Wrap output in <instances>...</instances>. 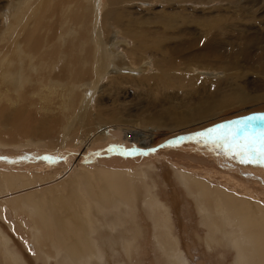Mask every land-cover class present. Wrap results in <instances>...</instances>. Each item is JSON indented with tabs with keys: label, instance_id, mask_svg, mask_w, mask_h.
Segmentation results:
<instances>
[{
	"label": "rangeland",
	"instance_id": "1",
	"mask_svg": "<svg viewBox=\"0 0 264 264\" xmlns=\"http://www.w3.org/2000/svg\"><path fill=\"white\" fill-rule=\"evenodd\" d=\"M52 1L55 2V4H53L54 7L53 5L50 6L51 9L43 13L44 17L37 16L35 19L31 16V12L33 13L36 9L35 4H37V0H0V47L2 45L4 46V48L1 47L2 49H0V51L2 50L0 52V62L4 63V60H8L5 58L3 59L4 56L2 55L15 53V51H11L13 50V45H23V42L26 43L25 45L32 44L38 46L37 49L41 53L39 54L34 51L38 54V56L33 59L35 57V53L30 52L28 59L25 60V64L22 65L19 63V59L20 62L22 61L21 58L8 57L14 63L11 61L12 63H9L10 66L9 64L7 66L4 65L3 70L1 71V73H4L7 77L10 75V78L2 76L3 78L5 77L7 79L6 80L0 77L1 84L2 81L4 82L3 85L5 84V87L0 85V100H3V97H7L9 104L8 102L4 103L5 105L1 103L0 106L9 105V108L7 109L13 108V102H16L17 100L13 96H17L18 93L19 96H24V98L25 96H28L26 97V99L29 98L28 100L32 98L31 102L29 101V106H32V109H36L34 112H37L40 117H36L37 114L35 113L34 115L31 109L29 110L26 108L31 111V116L29 115V111H27V114L25 110H20L24 119L29 115L28 120H26V118L24 120L26 122H24L23 125L27 124V126H31L29 123L32 124L33 122L32 125L36 126L39 125V122L42 123V121H45L43 125L48 127V134L50 136H56L58 133L57 131H61L67 124L66 119L70 114L69 105L72 102V99L69 97L68 91L66 90L67 80L63 79L65 80L63 81L62 78L58 77L64 75L63 73L65 67L59 66V68L55 69L52 73L50 70L44 68L46 63L43 62L46 59L50 58L51 61H58L59 65L67 63L69 77H72L71 70H74V67H72L73 69H70V64H73L72 66H74V64H80L83 68V47L93 44L100 45L101 38L107 41L108 47H115L117 51H122L123 59L125 61L138 62L136 58L139 57V55H144V53L146 54L152 50L144 49L142 47L134 50L132 45H141V42H144V45H177L182 44V39H189L194 42V39L200 38L199 35L202 34L200 31H203L204 35L201 36L204 37L205 34L207 35L209 32L210 28H213V30L212 32H209L212 34L209 35L210 39L207 45H223V47H226L225 49H227V47L229 48L232 45L241 44L244 46L242 47L243 51L245 50L249 53L256 52L258 49L264 47V0H114V2L113 0H110L112 3L111 5H114V7L120 10L111 13L106 19L103 18L104 20L102 17L107 11V7L111 6H106V4H110L109 0H100V6L97 0H71V4H73V1H76V3L78 2L76 5V11L84 10L89 12V14L75 12L74 15H69L65 11L64 4L61 0ZM56 4L58 6L57 8L55 7ZM66 5L70 6L69 2ZM121 9H123V12H121ZM28 12L30 14L29 17ZM33 18L34 22L32 20ZM38 18H41V20L39 19L38 21ZM86 18L87 21L85 20ZM106 20L110 21H107L108 23H114L118 29L116 28L115 30H112L111 25L107 23L105 24ZM27 21L29 23L25 24ZM29 24H31L30 31L32 29L31 35H29L28 32ZM203 28H205V30ZM24 31H26L27 34ZM197 32L199 35L196 36ZM27 35L31 37H26ZM163 40L164 42H162ZM88 42L91 44H88ZM5 48L7 49L5 50ZM129 51L132 53L130 59L127 55V52ZM50 52L51 55H49ZM128 54L130 55V53ZM148 54L146 55L145 62L141 64H133L137 69L136 71L124 74L134 83L113 84L103 87V81L99 84L98 88L95 87L94 84V88L96 90L93 88L92 84H90L89 87H91V90H94V92L96 91L94 95L93 92L89 94L90 96H93V101L91 103L89 99L84 98L91 108L92 105H97L98 102V106L95 109L92 108L96 115H101L104 118H110L112 117L111 115H117L118 118H115L116 120H130L135 122V125H137L140 124L142 120L140 114H144L145 111L163 110L166 111L165 113H169L172 110L176 111L177 109L172 108L173 106L176 107L178 105H181L180 109L178 107L176 108H178V110H182L184 109L183 105L185 102L191 101L194 98L206 97L210 94H219L221 91H229L231 88H235L236 84L237 86H239V84L241 86H245L249 92H253L259 88H264V85L263 87L260 86L264 83V81L262 82V80H264V75L257 74V77H254L256 74L255 72L250 71L247 68L243 69L245 67V64H243L244 62L236 64V66H234L235 68L233 67L232 70L236 75L231 70L228 73V75L230 74V77L228 75L226 76L224 73L219 76L218 71L215 70L200 69L192 66V68H194V70H192L194 74L199 73L200 71H211L213 74H217L216 76H210L211 78H218L216 82H214V85L210 87L208 82L205 83L196 78L188 79L181 83L176 81L178 75L185 72V70L161 71L154 65L153 60L155 59V56L153 54ZM101 56L104 57L105 53H102ZM10 60L8 61L10 62ZM31 61L36 65L37 69L35 65L31 66ZM22 62L24 63V60ZM26 64H28V66H25ZM263 67L264 66H262V68ZM24 69L25 71H23ZM245 70L248 72L250 71L253 74L255 73L253 78L252 75L249 76L252 73L249 72L248 74ZM243 72L248 75L246 74L244 77ZM16 73H20V75H17ZM22 73L23 77L21 76ZM145 73H148V76H145ZM43 75H46L44 76L45 78ZM26 76H28V81H25ZM37 76L44 81L42 82L40 79L38 80ZM199 77L201 79L207 78L206 75H200ZM21 78L24 81H22ZM255 78H259L261 83ZM16 80L17 82H15ZM256 81L259 82V85ZM17 83L18 86L16 87ZM36 83L38 86H36ZM26 85H28L27 88ZM21 87L24 88L23 91L20 89ZM60 87L63 88L61 89ZM9 88L11 89L9 90ZM17 89H19V91ZM62 90H65L66 93L64 94L65 91ZM55 91L56 94H53L52 92L55 93ZM23 93H26V95H23ZM64 95L66 96L65 99L63 98ZM11 98L13 99L10 100ZM51 98L54 100H51ZM39 99L41 101H39ZM43 100L47 102L43 103ZM51 101L52 105L49 103ZM35 105H37L36 108H33ZM17 107L18 106L15 108ZM42 107L44 110L41 112L40 110H42ZM5 109L3 107L4 113L9 111ZM55 111L56 113H54ZM1 112L2 111L0 110V113ZM24 112L27 114L26 117H24ZM20 113L18 111V114ZM261 113H264V111H252L236 117L234 116L231 119L228 118L206 125L193 131L176 132L166 138L168 141L157 145L153 150L148 149L150 146H142L136 143H141V140L148 139L151 137L150 134H132V140L128 143L130 148L134 151L131 155H133L134 159L136 158L135 160L137 163L144 161V163H148L149 166L156 165L162 185L155 183L156 191L154 196L151 189L147 195L141 194L137 190L133 191L132 201L134 202H132V204L135 206V210L133 208H126V206H123L122 203L126 201L125 199L128 196V193L125 192V199L119 201L113 207L108 208L107 211H105V213L110 217L106 224V229L112 227L114 229L113 237H116L112 243L107 241V244L104 245L105 252L107 251L108 264H186V261H189L190 264H231L233 262L234 254L232 253V250L229 251L221 246L222 236L219 232L213 233V239L217 245L214 250L209 251L206 248V245L202 243V241L204 242L202 237H204L206 230L199 224L200 218L191 198L187 197L182 191L180 192L181 187L177 185V182H175L176 178L173 174L176 170H172L174 169L172 167L174 165L173 163H177V161H181L177 164V166L180 165L179 167L181 169H186L188 166L191 167L192 165L195 172L194 176L211 175L209 172L203 171L200 164L209 166V169L213 171L221 170L224 175L228 176L239 177L248 175L249 173L257 175L258 173L256 172L264 175V172L260 171L261 167H264V164L256 162H241V158L237 154L238 150L235 146L230 147L223 141H219L214 138H201L198 135V133L204 132L207 129L213 128L219 124H224L229 121L239 120L253 114ZM0 115H2V113ZM30 118L32 122L28 123ZM41 119L43 120L40 121ZM137 126L138 127L136 129H139L140 125ZM86 127L77 129V132L82 133L81 136L84 138H90V135L93 132L92 129H94V124L92 125L90 122ZM27 129L24 130L28 131ZM27 136H25V138ZM31 138L33 137H27L28 143H30L24 147L18 155H21L22 152V155L24 153L27 157L28 155L32 156L29 159L36 158L34 156H44L46 158H50L55 155L67 158L71 154L69 148L71 150V148L77 146L74 142L75 140H72V144L69 142L63 147H53L50 144L51 140L49 137L40 138L43 141V145H36L34 143H36L37 139L34 141ZM98 141V139H95V143H98ZM109 141L111 142L112 139L106 141L109 144L105 142L106 147L108 145L110 146L105 149L109 155L113 153H122L121 150H118V146L122 143H119L118 145V142L114 141L115 144L117 143V147H115L116 145L113 144V141L111 145ZM93 145L89 149L91 151H87L86 155L88 154L87 159L89 160L92 158L96 159L95 162L98 160V162L95 163L97 165L95 168L97 169L100 164V160L103 157H101V155L105 154L104 156H108V154L104 153V149L98 150L97 145ZM123 146L125 145L123 144ZM119 147H121V145ZM112 148L115 149L113 150ZM5 151L8 154H6ZM4 153L6 155L14 154V152L1 147L0 155H3ZM123 154L125 155L126 153ZM90 156L92 158H90ZM13 158L18 159V157ZM134 159H132V161ZM21 161L22 160H16L15 162L23 164ZM23 161L27 162L28 158L23 159ZM60 161L62 162V160ZM220 162L224 163L220 164ZM42 163L43 162H40L39 165ZM210 166H212V168L216 167V169L218 167L219 170H214L210 168ZM55 168L59 172L61 170H70V167L66 164L55 166ZM136 169L139 168H131V170ZM96 171H85L86 175L87 173H91L89 174V177L92 176V179L91 177L89 178L91 180L87 179L88 176L86 175V177H83H85L88 182H93L94 180V183L97 184V190L101 192L102 201L105 202L109 199L110 194L118 182V179L116 178L115 180H112L110 186H107L105 185L106 183L104 184L102 177L98 175V171ZM47 172L48 170L46 173ZM170 172L171 174H169ZM94 174H97V177H95L96 175ZM70 175L61 174L56 178L49 180L47 183H50V187L48 186L45 192L42 189V182L44 181L40 178H37L36 181L22 180L16 182L14 186L16 192H11L4 180L0 178V190L5 192L4 194L6 196L10 195L12 197L11 202H7L5 199L2 200L0 198V264H70L66 263V260L70 258L72 254L74 258H77V264H83L82 260L85 259L89 251L91 236L88 234L87 220L85 219L84 214L79 210L81 204L78 201L77 195L75 196V190H73L74 192L72 191L73 184L69 182ZM94 177L98 180L101 178L99 183L100 185L101 183L103 184L100 187ZM80 178H82L81 175ZM214 182L215 181L211 176V183ZM103 185H105V188ZM203 189L196 192H202ZM103 190L106 192L102 193ZM44 193L48 196H46V198H48V202L51 201L49 204L48 202L45 204L43 198ZM54 194L56 195L54 196ZM49 195H53V198L59 196V198L56 199L57 201L59 200V204L54 199V201H52V197ZM0 197L5 196L1 194ZM155 198L157 200H155ZM135 202H139L141 204ZM50 204L53 205L55 209L52 208ZM60 204L63 206L61 207ZM58 205L60 208H57V210L56 207H58ZM48 206L51 208L50 211ZM5 207L9 209L8 214H5L4 212ZM14 207H17L20 215L14 211ZM33 208H35L36 213H34ZM55 210L56 213H54ZM59 210L60 212L57 213ZM49 213L53 219L56 218L54 220L56 226L53 223H50L48 216ZM60 213L61 215L59 217L58 214ZM62 213L65 214L62 215ZM130 213H133L132 223ZM165 216H168L170 222L168 229H165L164 226ZM21 218H24L28 225H26ZM59 218H62V220ZM33 226H37L42 229V235L46 243L45 248H50L52 252L51 256L54 253L60 254L64 257L62 258L60 255H55L58 259V263L55 262L54 258H48L47 255L41 254L39 247L32 240V236L34 234ZM173 232H178L180 239L171 243L170 236ZM199 235L200 237H198ZM58 243L63 245L58 247L56 246ZM169 243H171L172 248L168 246ZM259 243L258 238L255 237L251 239V242L246 244L244 253L248 264H264V251L261 249V245ZM110 246H114V250ZM133 247L135 249L138 248V250L130 252ZM12 254L20 256L23 259V262L19 259L17 261L10 259L9 256Z\"/></svg>",
	"mask_w": 264,
	"mask_h": 264
},
{
	"label": "bare ground",
	"instance_id": "2",
	"mask_svg": "<svg viewBox=\"0 0 264 264\" xmlns=\"http://www.w3.org/2000/svg\"><path fill=\"white\" fill-rule=\"evenodd\" d=\"M61 1L64 4L65 11L69 15H74L75 12L89 14V12H86L84 10L76 11V5L78 4V2L76 3V1H73V4L70 3L71 0H69V1L68 0H61ZM97 1L99 2V6H100L101 5L100 0H97ZM66 2L67 3L69 2L70 6H67ZM113 2H114V0H113ZM53 4H55V2L52 0H37V4H35L36 9L33 11V13L31 12V16L34 17L35 19L37 18V16L42 17L43 13L45 11H48L49 9H51L50 6H52ZM111 4L112 3L110 1V4H106V6H109ZM66 6H67V8H66ZM53 7H54V5H53ZM55 7L56 8L58 7L57 4ZM107 8L108 9L104 13L102 19L103 18L106 19L111 13H114V12H117L118 10H120V9L114 7V5H111L110 7H107ZM28 10H30V9H28ZM121 12H123V9H121ZM26 15H27V12H26ZM29 16H30V14L28 12V17ZM85 16H87V15H85ZM34 18L32 19L33 22H34ZM39 19L41 20V18H38V21H39ZM32 20H30V21H32ZM85 20L87 21V18ZM70 21H72V20H70ZM107 21H109V20H106L105 24L107 23V24L111 25L112 30L113 29L115 30L117 28V26L114 25V23L113 24H112V22L108 23ZM28 23L29 22L27 21L25 24H28ZM38 24H37V26H38ZM207 24H208V22H207ZM21 25H23V24H21ZM102 25H104V24H102ZM214 27H215V25H214ZM22 28H24V27H22ZM30 28H31V24H29V28H28L29 35H31V33H32V29L30 31ZM203 29L205 30V28H203ZM212 30H213V28H210L209 32H212ZM35 31H36V29H35ZM37 31H38V28H37ZM24 32H26V31H24ZM103 32H104V30H103ZM115 32H114V34L116 35ZM200 32L202 33V34L200 33L201 35H204L203 31H200ZM209 32L207 33V35L205 34L204 37L199 35L197 32L196 36L199 35L200 38L202 37L201 39L196 38V39H194V42L189 40V39H182V44H177V45H144L145 44L144 42H141L140 43L141 45H132L134 50L136 48H139V47L152 50L150 52H147L146 54L144 53L145 56L139 55V57L136 58L138 60V62L125 61L123 59V52L122 51H117L115 47H113V48L108 47L107 41L105 39L101 38L100 39V41H101L100 45L93 44V45H88V46L83 47V49H82V56L84 59L83 68L80 64H74V66H72L73 64H70L71 65L70 69H73L72 67H74V70H71L72 77H69L67 63H62L61 65H59L58 61H51L50 58L45 60V58H44L45 61L43 63H46L44 68H46L47 70H50L52 73L55 71V69L59 68V66L65 67L64 73H63L65 76L62 74L63 76H58V77L62 78V80L63 79L67 80L66 90L68 91L69 97L72 99V102L69 105L70 114L66 119L67 124L63 127V129L61 131H57L58 133L56 134V136H52V135L50 136L48 134V127H45L43 125V123L45 122V121L44 122L42 121L43 119L40 120V121H42V123L39 122V125H36V126L32 125L33 122L31 121V118L29 119L30 121H28V123L32 122V124L29 123V125H31V126H27V124L23 125L24 122H26L24 120L26 118H27L26 120H28V116L31 114V111L34 113V115H35V113L37 114V112H34V110H36V109H32L31 108L32 106L31 107L29 106V101L31 102L32 98L30 100H28L29 98L26 99V97H28V96H25V98H24V96H21V95L19 96V93L17 92L18 95L16 94L17 96H13L15 99H17L16 102H13V104H14L13 108L18 106L15 109H13V108L7 109V108H9V105L4 106L5 105L4 103L8 102L7 97H3V100H0V104L1 103L4 104V105L0 106V110L2 111L1 112L2 115H0V148L2 147L8 151L10 150L11 152H14V154L11 153L12 155H6L8 153L5 151L6 154L4 153L3 155L2 154L0 155V159H1L0 160V178L2 180H4L5 184L11 190V192H16V189L14 188L16 182H19L22 180L36 181L37 178H40L44 181V182H42V184H43L42 189L45 192L46 188L48 186L50 187V183H47L49 180L54 179L58 175H61V174H64V175H70L71 174L69 176V182L73 184L72 191L75 190V196L77 195L78 201L81 204V206L79 207V210L84 214V217L87 220L88 234L91 236V244H90L89 251H88L85 259L82 260L83 264H108V262H107V251L105 252L104 245L107 244V241L112 243L114 238H116V237H113L114 229L112 227H109L106 229V224H107L108 219L110 217H109V215H107L105 213V211H107L108 208L113 207L119 201L125 199V197H124L125 192L128 193V196L125 199L126 201L122 203L123 206H126V208H133L135 210V206L132 204V202H134V201H132V192L133 191L137 190L141 194L147 195L151 189V192L154 196L155 191H156V184L162 185L161 180H160V175L157 171L156 165L149 166V164L144 163V161L137 163V161L135 160L136 158L134 159L133 155H131V154H133L134 151H133V149L130 148L128 143L132 140L131 139L132 134H134V133H136V134H145V133L150 134L151 137H149L148 139L141 140L142 141L141 143H138V142H136V143L139 145H142V146H150V148H148V149L153 150L157 145L168 141V139H166V138L170 137L171 135H173L176 132L193 131L195 129L216 123L218 121H222V120H225L228 118L231 119L234 116L236 117V116L243 115V114H246V113H249L252 111H261V110L264 111V88H261V89L259 88L253 92H249L245 88V86H243V85L241 86L240 84H239V86H237V84H236L235 88H231L229 91H221V92H219V94H213V95L210 94L206 97L194 98L193 100L185 102V103L182 102V103H184V105H183L184 109H182V110H178V108L180 109V106H181V105L180 106L178 105V106H176L178 108H176L174 106L172 108V109L175 108L178 111L172 110L169 113H165L166 111H163V110L145 111L144 114L143 113L140 114L142 120H141L140 124H137V125H140L139 129H136L138 126L135 125L136 123L133 121L122 120V119L116 120L115 118H118L117 115H111L112 117H110V118H104L101 115H99V116L96 115L93 112L92 108L95 109L98 106V102H97V105L96 104L92 105V108L90 105L87 104L85 98L89 99L92 103L93 96H90L89 94L91 92H93V95H94V93L96 92V91L94 92V90H91V87H89L90 84H92L93 88H94V84H95V87L98 88L99 84L103 81H104L102 83L103 87H106L108 85H113V84L134 83L132 80H129V78L124 74L136 71L137 69L134 67L133 64H136V63L141 64V63L145 62L146 61V55L148 53L153 54L155 56V59L153 60L154 65L156 67H158L159 70H161V71H171V70L184 71L185 70V72L179 74L178 78H176V81H178L180 83L185 81V80H188V79L196 78V79L202 80L205 83L208 82V85L210 87H212L214 85V82H216V80L218 79V78H211L210 77L212 75H215V76L217 75V74H213L211 71H207V72L200 71L199 73L194 74L192 72V70H194V68H192V66L198 67L200 69L215 70V71H218L219 76L223 75V73L227 76L228 73L233 69V67L236 66V64H239L240 62H244L243 64H245V67L243 69L247 68L250 71H253L256 73V74L254 73L255 74L254 75L252 72L249 71L250 73H252L249 75V76L252 75V78H253V75H254V77L257 74L264 75V67L262 68V66H264V47L261 49H258L256 52L249 53L245 50H244L245 52L243 51L242 47H244V46L241 44L232 45L229 48L227 47V49H225L226 47H223V45L222 46H220V45H207V43L209 42V39H210L209 35L212 34ZM26 34H27V32H26ZM34 34H35V32H34ZM26 37H29V36L27 35ZM178 39H179V37H178ZM25 40H26V38H25ZM33 42H35V41H33ZM162 42H164V40ZM150 43H151V41H150ZM25 44L26 43L23 42V45H13V48H12L13 50H11V51H15V53L2 55V56H4L3 59L5 58V59L10 60L8 57H11V58L12 57H14V58L19 57V58H21L22 61L24 60V63H23L22 61L20 62V59H19V63L22 65V64H25V60L28 59L30 52L36 51L37 53L41 54L37 49L38 46L32 45V44H30V45L29 44L25 45ZM88 44H91V43L88 42ZM192 44H198V45H192ZM1 47L4 48L3 45ZM1 47H0V49H2ZM10 48H11V46H10ZM6 49L7 48H5V50ZM36 52H34L35 57L33 59H35L36 56H38V54ZM45 52H47V51H45ZM102 53H105L104 57L101 56ZM128 53H130V55ZM16 55H18V56H16ZM49 55H51V52ZM127 55L130 59L132 53L129 51V52H127ZM39 56H41V55H39ZM8 60L7 61L4 60V63L0 62L1 63L0 64V77L6 76V75H4V73H1V71L3 70V66L4 65L7 66L9 63L11 64L13 62L12 60H10V62ZM10 64H9V66H10ZM32 64H33V62H32ZM32 64H31V66L35 65V64H33V65ZM70 65H69V67H70ZM25 66H28V64H26ZM35 67H36V65H35ZM27 68H29V67H27ZM32 68L35 69L34 67H32ZM36 69H37V67H36ZM23 71H25V69ZM59 72H57V73H59ZM246 72L249 74L248 71H246ZM20 73H16V74L20 75ZM35 73H37V72H35ZM244 73L245 72H243V74ZM234 74H235V72H234ZM246 74H244V77ZM22 75H23V73L21 74V76ZM33 75H34V73H33ZM46 75H43V77ZM55 75H57V74H55ZM200 75H206L207 78L201 79L199 77ZM21 76H18V77H21ZM24 76H25V74H24ZM39 76H37V79L41 80V78H38ZM145 76H148V73H145ZM258 76H260V75H258ZM31 77H33V76H31ZM43 77H42V79H43ZM7 78H10V75ZM27 78H28V76L25 77V79H26L25 81H28ZM240 78L242 79L241 76H240ZM3 79H6V78L4 77ZM255 79H258V81H259V78H255ZM19 80H20V78H19ZM21 80H22V78H21ZM32 80H34V79H32ZM65 80H63V81H65ZM238 80H240V79H238ZM9 81H11V80H9ZM12 81H13V78H12ZM22 81H24V80H22ZM41 81L43 82L44 80H41ZM253 81H255V80H253ZM258 81H256L257 84L260 82V81L259 82ZM263 81L264 80H262V82ZM15 82H17V80ZM46 82H48V81H46ZM235 82H237V81H235ZM243 82H244V80H243ZM3 83L4 82L2 81V84H1V81H0V85H3ZM23 84H24V82H23ZM33 84H34V82H33ZM19 85H20V83H19ZM79 85H80V87H79ZM253 85H254V83H253ZM263 85H264V83H262V85H260V86L263 87ZM17 86H18V83H17L16 87ZM36 86H38L37 83H36ZM51 86H52V84H51ZM260 86H258V87H260ZM27 87H28V85H26V88ZM252 87H254V86H252ZM10 89L11 88H9V90ZM20 89L22 91L24 90L23 87H21ZM17 90L19 91V89H17ZM25 90H27V89H25ZM62 91H65V90H62ZM10 93H11V91H10ZM10 93H8V94H10ZM27 93H29V92H27ZM52 93L56 94V91H55V93L54 92H52ZM58 93H59V91H58ZM65 93H66V91L64 92V94ZM29 94H31V93H29ZM23 95H26V93L25 94L23 93ZM38 97H40V96H38ZM49 97H51V96H49ZM59 97H60V95H59ZM65 97L66 96L64 95L63 98L65 99ZM12 99L13 98H11L10 100H12ZM52 99L53 98H51V100ZM64 99H62V100H64ZM189 99H191V98H189ZM37 100H38V98H37ZM59 100H60V98H59ZM39 101H41V100L39 99ZM39 101H38V103H39ZM65 101H67V100H65ZM44 102L45 101L43 100V103ZM49 103H51L50 105H52V101ZM8 104H9V102H8ZM41 104H42V102H41ZM36 106L37 105H35L33 108H36ZM3 107H4V109L6 107L5 110H9V111L4 113ZM26 108H28L29 110L31 109V111H29ZM20 110H22V111L25 110L26 112L29 111L30 113L27 116L28 112H27V114H26V112H24L25 113L24 117L27 116L24 119L23 115L20 113ZM43 110H44V108L42 107V110H40V111L42 112ZM18 111L20 114H18ZM33 113H32V115H33ZM54 113H56V111ZM37 115H36V117H40V115H38V116ZM36 117H34V118H36ZM130 117H131V115H130ZM138 120H140V119H138ZM35 122H36V119H35ZM90 122L92 125L94 124V129H92L93 132L90 135V138H84L83 136H81L82 133L77 132V129H82V128L86 127L87 124L89 125ZM26 126L28 127V129ZM29 127H31V128H29ZM86 128H88V127H86ZM24 129H27L28 131H26ZM25 136H27V137L32 136L33 138H31V139H33L34 141H35V139H37L36 143H34L36 145H40V144L43 145V141L41 139L45 138V137H49L51 140L50 144L53 147L54 146L58 147V148L63 147L66 144H68L69 142L71 143L72 140H75L74 142L77 144V146L76 147L74 146L73 148H71V150L69 148L70 146L68 147L69 151H71V154L67 158H63V157L55 155L54 157L52 156L50 158H46L44 156H42V157L41 156H39V157L34 156L36 158L29 159L32 156L28 155V157H27L26 155H24V153L22 155V152H21V155H18L19 152L30 143V142L28 143V139H27V137L25 138ZM95 139L99 140L98 143H95ZM109 139H112L113 144H115V142H118V145H119V143H122V144H120L121 147H119L120 145L118 146V150H121L122 153H117V154L113 153V154L109 155L106 152L105 149L110 147L109 145L107 147L105 146V144L108 143L106 141ZM112 141L111 142L109 141L110 145H111ZM93 144H95V146L97 145L98 150L104 149L105 152L104 151L103 152L108 154V156H104L105 154L101 155V157L102 156L103 157L101 158L100 164L97 168L99 170H97L95 168L97 166L95 163L98 162V160L95 162L96 159L92 158L91 156H90V158H92V159L89 160V159H87L88 154L86 155L87 151H91L89 149L91 148V146ZM123 144L125 146H123ZM98 145H100V146H98ZM103 146H105V147H103ZM115 147H117V145ZM205 148H206V146H205ZM92 149H93V147H92ZM112 149L114 150L115 148H112ZM160 151H162V150H160ZM94 152H96V151H94ZM49 153H51V152H49ZM123 153H126V154L124 155ZM212 155H213V153H212ZM13 157H18V159L13 158ZM27 158H28V161L24 162L25 160L23 161V159H27ZM132 159H134V160L132 161ZM183 159H181V160H183ZM216 159H218V158H216ZM16 160H22L21 162H23V164L15 162ZM60 160H62V162ZM215 160H213V161H215ZM185 161H186V159H185ZM225 161H227V160H225ZM40 162H43V163L41 165H39ZM179 162H181V161H179ZM179 162L177 161V163H173L174 165L172 168H174V169H172V170H174V171L176 170V171L174 173L173 172L172 173L175 175V178H176L175 182H177V185H179L181 187L180 192L182 191L187 197H190L191 200L193 201V203L195 204L197 213H198L199 218H200L199 224H200V226H203L206 230L204 237H202V239L204 240V242L202 241V243L204 245H206V248L209 251L214 250L217 247V245L215 244L216 242L213 239V233L219 232L220 235L222 236L221 246L228 249L229 251L232 250V253L234 254L233 262L231 264H248L246 257H245L244 249L246 247V244L248 242H251L252 238H255V237L258 238V240L260 242L259 244L261 245V249H263V251H264V177H262L264 175L259 174V172H256V173H258L257 175H254L253 173H249L248 175L239 176V177L228 176V175H224L221 172V170L218 169V167H217V169L219 171H213V170L209 169V166H206L204 164H200V167H202V170L209 172L211 175L210 176H203V175L194 176L195 172H194L192 165H191V167L186 166L187 167L186 169H181L179 167L180 165L177 166V164ZM222 163H224V162H220V164H222ZM64 164L69 166L70 170L69 171L61 170L60 172L57 171L55 166L64 165ZM133 167H138L139 169L131 170V168H133ZM210 168H212V166H210ZM212 169L217 170L216 167L215 168L213 167ZM47 170H48V172L46 173ZM88 170H90L91 172H94V170L95 171L97 170L98 175L100 177H102L104 184L106 183L105 185H107V186H110L112 180H115L116 178L118 179V182L116 183V186L114 187V189H113L112 193L110 194V197L107 201H105V202L102 201L101 192H99L97 190V184L94 183V180H93V182L92 181L88 182V180H86V178H85L86 176H88L87 179H89L90 177L92 179V176L89 177V174H91V173H87V175H86V172ZM260 171L264 172L263 166L261 167ZM169 174H171V172ZM212 174H214V175H212ZM80 175L82 176V178H80ZM94 175H96L95 177H97V174H94ZM83 176H85V177H83ZM211 176L213 177V179L215 181L214 183H211ZM170 178H171V176H170ZM91 179H89V180H91ZM95 180L98 183L99 187L103 184V183H101V185H100V183H99L101 181V178H99L100 181L97 178H95ZM226 184L229 186H227ZM105 185H103V187ZM207 186H209V187H207ZM200 189H203L202 192H196ZM50 190H51V188H50ZM105 192L103 190L102 193H105ZM4 193L5 192L0 190V195L3 194L5 196V197H0V198L2 200L5 199V201H7V202H11L12 197L10 195L6 196ZM55 195L56 194H54V196ZM46 196L47 195L44 193L43 198H44L45 204H47V202H48V198H46ZM52 196H50V197H52ZM58 198H59V196H56L54 198L52 197L51 200L54 201ZM155 200H157V199L155 198ZM49 202H51V201H49ZM49 202H48V204H49ZM57 202L59 204V200ZM57 202H56V204H57ZM135 203H139V202H135ZM139 204H141V203H139ZM51 206H52V208H54L53 205H51ZM60 206L62 207L63 205L60 204ZM57 208H60L59 205H58V207H56V209ZM50 210H51V208L49 207V211ZM60 210L57 213H59ZM14 211H16L20 215L17 207H14ZM33 211H34V213H36L35 208H33ZM64 211H65V209H64ZM4 212H5V214H8L9 209L5 207ZM54 213H56V210L54 211ZM65 213H62V215ZM60 215H61V213L58 214L59 217H60ZM48 216L50 219V223H53L56 226V224L54 222V220L56 218L53 219L51 217L50 213L48 214ZM164 218H165V222H164L165 229H168L169 223H170L169 218H168V216H165ZM59 219L62 220V218H59ZM130 219H131V223H132L133 222V213H130ZM21 220L26 225H28V223L26 222V220L24 218H21ZM33 229H34V234L32 236V240L39 247L41 254L47 255L48 258H54L55 262L58 263V259L55 257V255H60V254H54L53 253V255L51 256L52 252H51L50 248L49 247L45 248L46 243H45V239L42 235L43 234L42 229H40L37 226H33ZM198 237H200V235ZM179 239H180V237H179L178 232H173L170 236L171 243L176 242ZM116 241H117V239H116ZM171 243L168 244V246L170 248H172ZM62 245L63 244L58 243L56 246L59 247ZM110 247L114 250V246H110ZM134 250H138V248L135 249L133 247V249H131L130 252H132ZM60 256H62V255H60ZM9 258L12 259L13 261H17L19 259L21 262H23V259L20 256L15 255V254L10 255ZM62 258H64V257L62 256ZM66 263L77 264L78 261H77V258H74L73 254H72L70 256V258H68L66 260ZM186 264H190V262L186 261Z\"/></svg>",
	"mask_w": 264,
	"mask_h": 264
},
{
	"label": "snow or ice",
	"instance_id": "3",
	"mask_svg": "<svg viewBox=\"0 0 264 264\" xmlns=\"http://www.w3.org/2000/svg\"><path fill=\"white\" fill-rule=\"evenodd\" d=\"M198 135L235 146L241 162L264 164V113L219 124Z\"/></svg>",
	"mask_w": 264,
	"mask_h": 264
}]
</instances>
